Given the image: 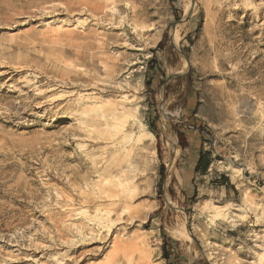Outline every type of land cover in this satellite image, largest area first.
Masks as SVG:
<instances>
[{"label":"rangeland","instance_id":"obj_1","mask_svg":"<svg viewBox=\"0 0 264 264\" xmlns=\"http://www.w3.org/2000/svg\"><path fill=\"white\" fill-rule=\"evenodd\" d=\"M99 1L0 0V264H264V0Z\"/></svg>","mask_w":264,"mask_h":264},{"label":"bare ground","instance_id":"obj_2","mask_svg":"<svg viewBox=\"0 0 264 264\" xmlns=\"http://www.w3.org/2000/svg\"><path fill=\"white\" fill-rule=\"evenodd\" d=\"M101 1V0H100ZM99 1V2H100ZM105 1V0H104ZM101 3V2H100ZM103 5V4H102ZM105 5V4H104ZM103 7V6H102ZM97 8H98V6H97ZM104 11V10H103ZM89 95V94H88ZM88 95H87V97H88ZM92 96V95H91ZM91 96H90V100L93 98H91ZM81 98V97H80ZM84 99L86 98V95H85V97H83ZM95 98V97H94ZM87 99V98H86ZM88 100V99H87ZM96 101V100H95ZM85 103V102H84ZM87 103V102H86ZM90 103V102H89ZM123 105V104H122ZM121 110H122V112H123V115L125 116H127V110L123 107V108H120ZM112 113H113V118H114V115H115V112H114V110L112 111ZM111 115V114H110ZM129 116V115H128ZM131 116V115H130ZM104 118H105V121L107 122V120L109 119L108 118V115H105L104 116ZM118 122V121H117ZM121 122V121H120ZM113 122H111V124H112ZM123 123H125V122H123ZM122 123V124H123ZM147 124V123H146ZM146 124L144 123V122H142V128H143V130H145L146 129ZM124 125V124H123ZM122 125V126H123ZM113 127V126H112ZM149 133L151 134V136H154V134L152 133V132H150L149 131ZM110 135V134H109ZM140 136V135H139ZM112 138V137H111ZM148 138V137H147ZM150 138V137H149ZM135 139V138H134ZM140 139V138H139ZM150 140V139H149ZM140 141V140H139ZM143 141V140H142ZM144 142H146V140L144 141ZM144 142H142L143 144H144ZM148 145H150L151 144V142L149 141H147L146 142ZM147 145V146H148ZM125 146V145H124ZM151 148V147H150ZM173 150V149H172ZM176 151V150H175ZM174 152V151H173ZM150 154V153H149ZM177 154V153H176ZM144 156H147L148 157V155L147 154H144ZM151 156H152V154H151ZM173 157V156H172ZM152 158V157H151ZM143 160L145 161L146 160V157H143ZM148 160H149V157H148ZM149 162V161H148ZM147 162V163H148ZM146 163V162H145ZM144 163V164H145ZM171 163V162H170ZM147 165V164H146ZM152 163L150 162V164H149V166H148V168H152ZM144 168V167H143ZM154 168V167H153ZM144 169H142V171H143ZM145 172V171H144ZM151 173V172H150ZM151 175V174H150ZM147 176V175H146ZM151 177V176H150ZM108 180V179H107ZM144 182V181H143ZM129 196V195H128ZM135 196V195H134ZM121 197V196H120ZM126 197H127V195H126ZM130 199V198H129ZM121 200V199H120ZM125 201V200H124ZM126 208V207H125ZM102 209V208H101ZM102 211H104V210H102ZM101 212V211H100ZM103 213H107V212H103ZM109 213V212H108ZM111 213V212H110ZM102 215V214H101ZM106 215V214H105ZM99 216V215H98ZM104 216V215H103ZM105 217V216H104ZM98 221V220H97ZM96 222V221H95ZM79 227V226H78ZM96 235V234H95ZM135 243V242H134ZM130 244V243H129ZM135 245H136V243H135ZM120 245H118V247H119ZM139 247V246H138ZM141 247V246H140ZM146 247V246H145ZM128 248V247H127ZM121 249V248H120ZM143 249H144V247H143ZM122 250V249H121ZM124 251V250H123ZM133 251V250H132ZM143 251V250H142ZM129 252V251H128ZM141 252V251H140ZM139 253V252H138ZM147 253V252H146ZM145 253V254H146ZM125 254V253H124ZM131 257V256H130ZM137 257V256H136ZM150 257V256H149ZM125 262H127V260L125 261ZM128 264H152L151 262H150V259H148L147 257H145V256H142V254L138 257V258H136L135 260L134 259H132V258H130V261H129V263Z\"/></svg>","mask_w":264,"mask_h":264},{"label":"trees","instance_id":"obj_3","mask_svg":"<svg viewBox=\"0 0 264 264\" xmlns=\"http://www.w3.org/2000/svg\"><path fill=\"white\" fill-rule=\"evenodd\" d=\"M179 140H180L182 148L185 149L188 146V142H187L186 137L183 133H179ZM199 155L200 156L198 157V159L196 161L195 169H196V171H206V169L208 167V163L204 162V156H203L202 152H200ZM167 240H170V239H167ZM166 258H169V257L166 255Z\"/></svg>","mask_w":264,"mask_h":264}]
</instances>
